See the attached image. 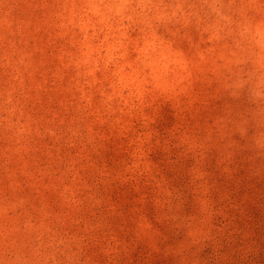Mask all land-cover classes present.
Here are the masks:
<instances>
[{"label": "rangeland", "instance_id": "obj_1", "mask_svg": "<svg viewBox=\"0 0 264 264\" xmlns=\"http://www.w3.org/2000/svg\"><path fill=\"white\" fill-rule=\"evenodd\" d=\"M0 264H264V0H0Z\"/></svg>", "mask_w": 264, "mask_h": 264}]
</instances>
